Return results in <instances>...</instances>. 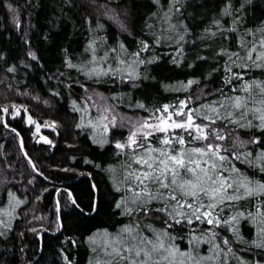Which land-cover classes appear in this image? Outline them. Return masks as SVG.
Masks as SVG:
<instances>
[{"label":"snow or ice","instance_id":"snow-or-ice-1","mask_svg":"<svg viewBox=\"0 0 264 264\" xmlns=\"http://www.w3.org/2000/svg\"><path fill=\"white\" fill-rule=\"evenodd\" d=\"M63 2L81 10L78 26L88 33L81 54L74 56L71 43L65 44L60 48V67L49 72L47 61L32 46L28 31H24L26 58L17 57L13 62L6 51L0 50V71L12 79L21 71L25 77H29L27 70L35 72L37 77L43 73L44 84L50 85L46 91L57 100L65 98V90L71 98L73 86L80 85L86 97L80 101L70 99L73 113L84 111L81 104L85 109L92 107L87 95L91 91L100 101L96 103L97 111L104 113L98 117L99 121L108 123L101 128L99 123L85 121L80 116L74 128L88 133L100 150L111 146L119 160L106 168L113 181L115 198L111 202H107V193L95 182L90 185L87 206L71 187L56 189L52 213L56 227L47 230L60 232L65 227L61 218L64 208L86 216L100 214L107 202L109 209L118 210L112 214L123 217L125 222L115 232L108 227L97 228L85 236L82 242L92 253L88 264H264V179L261 178L264 177V79L246 78L245 71L261 69L264 76V18L248 26L254 18L251 11L254 0H223L218 13L203 26L200 21L205 19L204 13L197 16L189 9L204 8L205 4L197 5L192 0H151L150 4L144 0ZM7 8L19 29L23 23L19 7L9 0ZM145 8L149 11H142ZM29 27H34L31 21ZM43 38L49 39L47 32ZM233 40L235 48L231 44ZM164 47L171 52L161 53L159 49ZM169 63L193 70L185 71V79L175 84L163 83L165 90L183 91L186 95L159 107H149L142 101L128 105L147 108L148 116L130 117L116 112L115 105L101 103L108 97L92 91L85 83L96 84L105 78L114 83L113 78H118L121 83L129 82L134 89L147 90L145 82L147 88L156 86L153 81L157 85L162 83L153 69L167 71ZM214 78H218L219 84L209 87ZM194 85L198 92L192 91ZM16 91L21 96L31 95L18 88ZM122 95L126 94H113L118 103L123 102ZM25 114L27 123L34 124L39 133L41 125L26 104L13 100L0 103V127L16 133L21 148L24 139L13 121L25 122ZM44 126L52 128L57 135L61 127L55 119ZM120 127L127 129L126 136L111 134L112 128ZM241 132L246 133V138ZM39 139L51 147L56 145L49 136L41 134ZM79 143L77 140L69 148L79 151ZM24 155L34 173L51 179L27 150ZM68 159L78 158L73 155ZM241 161L247 169L237 166ZM83 162L95 168L103 167L92 158L85 157ZM51 167L92 175L68 165L61 167L59 163ZM6 181L7 177L0 183ZM29 183L35 189L37 176L30 174ZM61 191L65 194L63 199L59 195ZM46 192L45 187L34 195V200L42 201ZM3 195L9 207L0 208V237L7 240L14 220L20 215L17 209L28 202V196L21 198L10 189ZM32 219L43 221L44 217L33 215ZM245 220L255 229L252 238L241 229ZM40 229H44L43 223L39 229L33 226L30 231L43 239ZM19 235L22 237L24 233ZM64 243L78 245L81 241L72 235L65 236ZM181 243L187 247L181 249ZM204 245L206 251L201 250ZM24 247L27 246L20 249L22 254ZM59 254L65 264H76L65 247L59 248ZM0 264H7L2 253ZM25 264L40 262L28 259Z\"/></svg>","mask_w":264,"mask_h":264},{"label":"trees","instance_id":"trees-1","mask_svg":"<svg viewBox=\"0 0 264 264\" xmlns=\"http://www.w3.org/2000/svg\"><path fill=\"white\" fill-rule=\"evenodd\" d=\"M9 0H0V50L6 51L9 57L15 62L16 58H26L24 56V40L22 38L23 32L28 31V38L32 41V46L42 55L49 65V72L54 71L55 68L60 67V56L62 55L60 48L65 44L71 43L70 51L74 56H79L83 50L88 33L79 28L78 16L80 14L79 8H74L73 5L64 3L63 0H11L20 9V15L23 23L19 27L13 22L12 13L7 8ZM121 2V0H117ZM151 0H144V3L150 4ZM194 4H205L204 8H190L189 11L195 13L197 16L204 13L205 19L200 21L201 26L207 22L213 14L218 13L223 0H192ZM25 5H28L27 7ZM35 5V7H32ZM142 11H149L148 8ZM254 18L249 21L248 26H253L261 18H264V0H254L252 7ZM31 13V15H29ZM70 17V18H69ZM29 21L34 27H29ZM77 24L74 28L73 24ZM225 23H228V18L225 17ZM52 25H56L53 27ZM115 28V25H112ZM47 32L49 39L45 40L43 34ZM67 35L68 39H65ZM233 48L236 47L235 40L231 42ZM161 53L171 52V49L164 47L159 49ZM255 55V53H254ZM30 59V58H28ZM23 68V66H21ZM63 70V69H61ZM29 71V77L23 75V71L15 74V79L8 77L5 72L0 71V103L13 100L17 103H23L28 106L30 114L36 119L43 129L45 124L49 123L52 119L60 122L59 134L50 127L41 132L42 135L49 136L50 139L56 141L55 147L49 146L42 139H39L41 134L36 132L35 125L27 123V114H25V122L13 124L19 129L20 135L23 136L24 146L21 148L19 137L16 133L12 132L7 127H0V181L7 177V181L0 183V208L9 206L7 199L3 195L6 189L15 191L21 198L24 195L28 196V202L21 205L17 211L20 215L14 220V228L8 236L7 240L0 237V253L4 255L7 264H25V261L31 259L33 262L39 261L40 264H65L62 256L59 254V248L65 247L69 253L70 258H73L76 264H88V260L92 257L90 249L84 241L86 235L90 231H95L97 228L108 227L110 231L115 232L120 223L125 222L123 217L112 214L114 211L109 209L107 202H111L114 197V190L112 189V179L106 168L109 164L117 163L119 158L113 155V148L109 146L105 150H100L98 146L91 142L88 133L81 132L79 129L74 128V124L78 122L79 117L83 116L85 121L91 119L94 123H99L101 128L107 121H99L98 117L104 113L98 112L96 103L99 98L88 92L87 95L91 98L90 103L92 107L85 109L81 104L82 112H71L70 99L75 98L78 101L86 97V91L80 85H74L72 89V97L70 98L65 90V98L57 100L49 92L46 91L50 85L44 84L43 73L37 77L35 72ZM192 72V69H181L169 63L168 70L159 72L153 69L157 75L158 80L162 83L157 85L155 81L152 82L155 87L147 88L148 82H145L144 89H134L129 82L121 83L118 78L115 82H109L107 78L101 80L100 83H92L85 81L89 85V89L103 93L108 99L101 103L115 105V111L118 113L126 114L130 117L148 116L150 113L148 109L129 108L128 105L133 101H142L149 107H159L162 103L172 101L175 103V98H183L186 93L183 91H168L163 87V83L175 84L177 80H184V72ZM248 72V77L255 76L264 79L261 74V69L245 70ZM71 74L76 75L75 70ZM199 75V72L196 73ZM82 78V77H81ZM19 81V83H17ZM203 83V81H202ZM218 85V78H214L213 83L209 84ZM11 85V87H8ZM20 92H28L30 96H21L17 93L16 89ZM193 92H198L197 87L194 85ZM207 91V89H206ZM114 93L126 94L122 95L123 102L118 103L117 98L113 96ZM39 97V99H37ZM204 99H214V97H204ZM49 101V103H44ZM200 103V101H196ZM90 113V114H89ZM18 119V118H17ZM119 124V119H118ZM88 127H91L88 125ZM109 127H112L109 124ZM179 131V130H177ZM99 134V129H97ZM112 135L122 137L127 135L126 128H112ZM104 135H109L104 133ZM242 136L246 133L241 132ZM79 140L77 148L80 150H72L69 145L74 144ZM27 150L29 155L37 162L41 170L45 171L46 176L51 179L40 177L38 173H34L31 164L28 163L24 151ZM77 156V160L70 161V156ZM88 157L95 159L97 163L103 165L102 168H95L84 164L83 158ZM53 163H59L61 167L68 165L72 168L79 169L80 172H91V176L80 175L79 172H63L58 169L52 168ZM9 165L11 167H9ZM242 169H247L248 166L242 161L237 165ZM30 174L37 176L38 183L33 188L29 183ZM252 174L251 172L249 173ZM264 179V177H261ZM95 182L99 189L107 193V202L105 210L100 214L89 213L86 216H79L72 212L71 208H64L62 210L61 218L64 220L65 227L60 232L55 230L48 231L47 229L56 227L55 217L52 215L55 208V198L57 195L56 189L71 187L73 193L82 200L83 204L87 206L89 199L90 185ZM48 188V192L44 193L42 201H35L34 195L40 193L43 188ZM63 199L65 194L63 191L59 193ZM27 214V215H25ZM43 216V221H36L32 216ZM40 223L44 224L43 239L30 231L33 226L38 227ZM158 223V221H154ZM202 227H211V225H202ZM241 229L245 236L252 238L255 235V229L246 220L242 221ZM23 232L21 237L19 234ZM48 232V233H45ZM50 232H56L52 236ZM227 234V233H226ZM75 235L79 237L78 245H71L64 243L65 236ZM179 243V241H178ZM24 253L20 249L23 246ZM181 249L187 247L186 243L180 244ZM207 245L202 246L201 250L206 251ZM6 249V251H5ZM243 254V253H241Z\"/></svg>","mask_w":264,"mask_h":264},{"label":"rangeland","instance_id":"rangeland-1","mask_svg":"<svg viewBox=\"0 0 264 264\" xmlns=\"http://www.w3.org/2000/svg\"><path fill=\"white\" fill-rule=\"evenodd\" d=\"M99 101V100H98ZM9 206H4V208L5 209H7ZM5 215V218H6V214H4ZM45 233H48V232H45ZM50 233H53V234H55L56 232H50Z\"/></svg>","mask_w":264,"mask_h":264},{"label":"water","instance_id":"water-1","mask_svg":"<svg viewBox=\"0 0 264 264\" xmlns=\"http://www.w3.org/2000/svg\"><path fill=\"white\" fill-rule=\"evenodd\" d=\"M44 129H47V127H44L43 129H40V132L44 131ZM40 132H39V134H40ZM51 234H52V236L56 235V234H53V233H51Z\"/></svg>","mask_w":264,"mask_h":264}]
</instances>
